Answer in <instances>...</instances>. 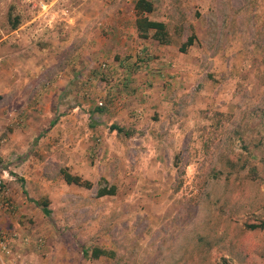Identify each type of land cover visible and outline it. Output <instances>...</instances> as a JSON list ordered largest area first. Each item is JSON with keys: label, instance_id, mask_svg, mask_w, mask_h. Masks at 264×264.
<instances>
[{"label": "rangeland", "instance_id": "obj_1", "mask_svg": "<svg viewBox=\"0 0 264 264\" xmlns=\"http://www.w3.org/2000/svg\"><path fill=\"white\" fill-rule=\"evenodd\" d=\"M97 2L110 8L119 1ZM157 4L159 17L179 24L168 27L172 36L195 39L184 53L178 47L195 63L177 80L176 118L161 125L159 143H146L91 138L95 126L81 101L100 106L91 94L111 81L85 87L77 50L61 44L62 11L81 9V0H0V55L4 35L6 52L15 48L17 18L26 29L22 48L34 40L55 58L46 71L59 94L54 124L71 116L56 129L49 121L35 130L17 125L13 104L0 102L8 204L0 201V240L11 249L0 264H264V0ZM63 168L92 188L66 184ZM100 188L115 193L98 196ZM44 199L49 216L35 204ZM92 248L114 255L84 258Z\"/></svg>", "mask_w": 264, "mask_h": 264}, {"label": "crops", "instance_id": "obj_2", "mask_svg": "<svg viewBox=\"0 0 264 264\" xmlns=\"http://www.w3.org/2000/svg\"><path fill=\"white\" fill-rule=\"evenodd\" d=\"M118 1L109 8L101 6L97 0H81V9L67 7L62 11L66 24L63 25L65 30L61 31V44H67L71 52L77 50L74 57H77V63L81 61L84 86L89 88L92 83L101 84L103 77L107 82L111 81L101 93L88 92L92 97L97 96V100L100 99L99 105L104 106L103 109L97 113L92 103L85 104L86 101L82 100L81 114L92 121L91 128L95 126L92 130L95 135L92 134L91 138L104 133V138L108 140L142 139L146 143H159L158 140L162 137V132H159L161 125L177 116V80L180 75L191 73L195 62L190 56H183L178 51V47L186 42L172 36L168 27L173 31L174 26L179 24L177 22L171 26L163 16L159 17L164 15V8L160 13L157 12V0H149L153 3L154 10L145 16L166 25V43L153 39V30L148 32L147 37L140 38L136 28V0ZM22 29L25 28L20 26L12 31L15 48L11 53L6 52L10 46L5 41L10 34L4 35L2 39L4 46L0 55V102L6 100L13 104V109L19 114L16 117L17 125L31 126L36 130L49 121V127L54 122L58 103L56 97L59 94L55 93L52 73L46 71L52 68L55 58L50 57L44 47L39 49V42L34 40L28 46L29 51L23 49ZM16 35L20 36L17 38ZM194 41L195 39L187 48L192 47ZM97 61H106L108 69L93 70ZM26 66L29 67V73L24 70ZM99 72L109 76L98 75ZM58 78L64 79V75L59 74ZM42 81L45 84L42 85ZM57 82L61 83L60 80ZM3 109L8 114L6 108ZM70 118V115L64 113L50 128L56 129ZM168 124L167 121V126ZM112 125L123 131L113 130ZM170 131H174V128ZM12 263L15 264L14 261Z\"/></svg>", "mask_w": 264, "mask_h": 264}, {"label": "trees", "instance_id": "obj_3", "mask_svg": "<svg viewBox=\"0 0 264 264\" xmlns=\"http://www.w3.org/2000/svg\"><path fill=\"white\" fill-rule=\"evenodd\" d=\"M134 9L137 13V20H136V28L138 30L140 38H145L148 36V32L150 30L154 31V34L152 35L153 39L157 40L159 43H166L167 42V36L168 32L166 29V25L162 22L152 21L149 20L146 14L152 13L154 10V5L149 0H136L134 3ZM19 27L18 19L16 18L13 20V23L11 24L10 28L12 31L16 30ZM192 38H189L186 43L181 46L180 52L184 53L186 47L191 45ZM2 100V97L0 96V101ZM104 107V106H103ZM102 106H96L95 111L98 113L103 109ZM54 125V122H51V126ZM113 130H117V132H122L123 130L117 126H112ZM60 174L68 185H75L78 187H82L85 189H91L92 183L83 180L81 177L71 174L66 168H63L60 170ZM23 181V180H22ZM23 193H26L25 190H23ZM115 191L114 188L106 189V188H100L97 191L98 196H105V195H114ZM35 204L37 206H40L42 208L43 213L46 216H49L51 214L50 209L48 208L49 202L47 199H44L42 201H35ZM82 254L84 258L87 259H99L100 257H107L110 258L114 255V252L104 250L101 248H92L91 250L83 249Z\"/></svg>", "mask_w": 264, "mask_h": 264}, {"label": "built area", "instance_id": "obj_4", "mask_svg": "<svg viewBox=\"0 0 264 264\" xmlns=\"http://www.w3.org/2000/svg\"><path fill=\"white\" fill-rule=\"evenodd\" d=\"M113 1V0H110ZM101 69L102 70H107L108 69V65L103 63L101 64ZM6 183H5V179L3 177H0V201L4 204L6 201V195H7V191H6V187H5ZM5 207H8V204H4ZM7 256L9 257L11 255V249L8 245V242L4 239L0 240V256Z\"/></svg>", "mask_w": 264, "mask_h": 264}]
</instances>
